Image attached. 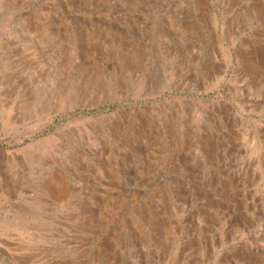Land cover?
<instances>
[{
  "label": "rangeland",
  "instance_id": "374dc122",
  "mask_svg": "<svg viewBox=\"0 0 264 264\" xmlns=\"http://www.w3.org/2000/svg\"><path fill=\"white\" fill-rule=\"evenodd\" d=\"M0 264H264V0H0Z\"/></svg>",
  "mask_w": 264,
  "mask_h": 264
}]
</instances>
